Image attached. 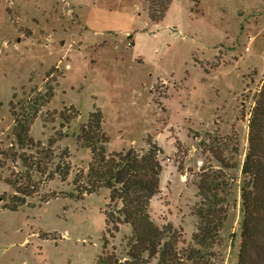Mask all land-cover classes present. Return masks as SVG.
<instances>
[{"label":"rangeland","instance_id":"1","mask_svg":"<svg viewBox=\"0 0 264 264\" xmlns=\"http://www.w3.org/2000/svg\"><path fill=\"white\" fill-rule=\"evenodd\" d=\"M263 81L264 0H172L159 23L145 0H0V264H97L103 251L126 257L131 230L106 224L109 190L76 198L74 179L91 160L77 137L95 108L109 151L148 149L149 137L160 148L150 212L180 233L179 248H199L200 213L218 209L219 240L206 260L238 264L242 166ZM39 104L31 136L68 148L72 171L66 181L32 172L40 192L5 209L16 194L9 181L26 176L18 157L31 153L19 148L11 106L23 118Z\"/></svg>","mask_w":264,"mask_h":264},{"label":"trees","instance_id":"2","mask_svg":"<svg viewBox=\"0 0 264 264\" xmlns=\"http://www.w3.org/2000/svg\"><path fill=\"white\" fill-rule=\"evenodd\" d=\"M172 0H145L146 11L152 22L159 23L166 17ZM53 96L49 95L44 103ZM255 106L249 119L248 151L242 166L244 190L242 192V229L238 264H264V81L254 96ZM44 104L32 113L21 118L12 107L14 134L21 150L30 154L18 157L24 164V179L9 181L16 194L10 198L5 209L17 211L28 204L40 192L41 180H33L32 172H37L46 180L56 175L64 181L71 174V153L68 148L55 150V140L48 146L35 141L31 136L34 120ZM105 118L101 109L89 114L77 137L80 146L90 151L91 160L86 171L81 170L74 179L77 197L98 193L102 188L109 190V204L105 210L106 224L113 225L116 231L127 226L131 232L125 237L126 257L103 251L97 264H209L208 252L219 240L223 215L221 210L201 212V225L193 236L199 248H179L180 233L171 225L158 224L150 212L151 202L159 193L163 166L159 158L161 152L152 137L148 138V149L136 150L133 147L123 151H109L110 138L104 130ZM14 146L9 150L14 151ZM16 153H11L16 156ZM53 170L49 165L53 164ZM222 164L223 160L218 159ZM225 168H231L225 162ZM226 184V182H225ZM226 192V189H225ZM56 194L44 198L41 203L56 198ZM114 204V209L109 210ZM227 210L225 209V219ZM107 250V241L104 243Z\"/></svg>","mask_w":264,"mask_h":264}]
</instances>
